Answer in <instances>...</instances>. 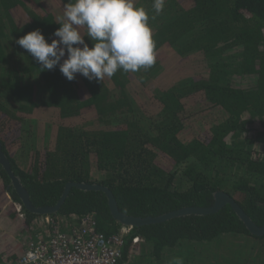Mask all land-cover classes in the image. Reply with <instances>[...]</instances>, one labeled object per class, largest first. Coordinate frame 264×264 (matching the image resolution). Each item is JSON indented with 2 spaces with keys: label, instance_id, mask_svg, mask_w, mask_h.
<instances>
[{
  "label": "trees",
  "instance_id": "trees-1",
  "mask_svg": "<svg viewBox=\"0 0 264 264\" xmlns=\"http://www.w3.org/2000/svg\"><path fill=\"white\" fill-rule=\"evenodd\" d=\"M67 2L0 0V143L33 205H54L67 182L100 183L120 211L146 217L210 206L221 190L262 225L264 0H165L149 15L154 65L102 83L79 73L69 81L59 66L41 71L16 44L37 28L51 42ZM18 149L26 152L22 167ZM87 214L105 235L122 227L103 192L77 187L50 216ZM45 216L24 207L0 164V264L22 254L17 235L39 233L35 219ZM231 233L253 238L236 249L241 264H264V234H252L230 204L132 227L117 264H224L211 253L199 263L202 252L189 247L208 250Z\"/></svg>",
  "mask_w": 264,
  "mask_h": 264
},
{
  "label": "clouds",
  "instance_id": "clouds-1",
  "mask_svg": "<svg viewBox=\"0 0 264 264\" xmlns=\"http://www.w3.org/2000/svg\"><path fill=\"white\" fill-rule=\"evenodd\" d=\"M164 4L165 0H154L157 14ZM58 24L51 42L38 28L16 40L41 71L59 66L69 81L79 73L102 83L117 71H146L156 61L149 16L134 0H68ZM81 28L86 32L82 34ZM175 264H183L182 259L176 258Z\"/></svg>",
  "mask_w": 264,
  "mask_h": 264
},
{
  "label": "built area",
  "instance_id": "built-area-1",
  "mask_svg": "<svg viewBox=\"0 0 264 264\" xmlns=\"http://www.w3.org/2000/svg\"><path fill=\"white\" fill-rule=\"evenodd\" d=\"M16 209L24 216L21 205ZM41 217L42 230L30 231L22 254L8 264H117L122 256L130 227L105 235L96 229L93 215L87 214L74 221L54 220L50 214ZM138 243L137 235L131 238Z\"/></svg>",
  "mask_w": 264,
  "mask_h": 264
},
{
  "label": "water",
  "instance_id": "water-1",
  "mask_svg": "<svg viewBox=\"0 0 264 264\" xmlns=\"http://www.w3.org/2000/svg\"><path fill=\"white\" fill-rule=\"evenodd\" d=\"M0 164L8 174L10 178V183L13 189L16 190L18 196L24 207L28 209L32 213L36 214H52L55 213L61 204L64 202L67 197L69 190L71 187H77L82 190H95L101 191L105 194L107 198V204L109 207V211L114 219L117 222L122 224L125 227H134L140 226L144 224L151 223H160L166 221L168 219L179 217L188 214H196V215H206L210 213H215L219 209H221L225 204H230L238 217L243 221L246 225L247 229L255 235H263L264 234V222L262 225H257L245 212V210L238 204V202L227 192L225 191H216L213 195L214 203L207 207L202 206H184L178 208L176 210H172L167 213L160 214L158 216H146L139 217L126 214L119 210L116 199L112 193V191L105 185L100 183H86V182H67L64 186L63 192L59 198V200L52 206L44 205V206H35L30 200L29 193L26 188L21 183L19 177L13 172L11 169L10 162L2 150V145L0 143Z\"/></svg>",
  "mask_w": 264,
  "mask_h": 264
},
{
  "label": "rangeland",
  "instance_id": "rangeland-1",
  "mask_svg": "<svg viewBox=\"0 0 264 264\" xmlns=\"http://www.w3.org/2000/svg\"><path fill=\"white\" fill-rule=\"evenodd\" d=\"M153 3H154V0H151L148 3V5H147V2H143L142 5H140L139 7H143L149 16L151 13H154ZM149 19L151 20L150 16H149ZM139 74L141 75V72H139ZM14 156H15V159H16V162L18 163V165L20 167H22L23 164H25V162H26V152L23 150H21V152H19V149H18L14 153ZM15 205L19 206L18 204H15ZM40 219L39 218L35 219L37 221L34 223L39 231H41L43 228V224H41ZM41 225H42V227H41ZM31 231L34 232L33 229ZM29 234H30V231L25 232V234L24 233L18 234L16 238H18V240L21 242V244L24 245V242H26L25 241L26 238L30 236ZM248 239L251 241L253 238H250L246 235H237V234L231 233V234H229L228 237H226V236L221 237L219 241L217 240V244L214 243L213 246H209L208 250H206L207 249L206 248L207 245H205L206 243L205 244H194V245H192V247H194V248L189 247V249L197 251V252H202L201 254H199L197 256V261L199 263H201L204 259H205V261L209 259L208 257H205L207 254H209V255L212 254L215 257L214 259L220 263L241 264V263H243L244 260H241V258H239L240 253H236V249L238 247L243 246L246 242H250ZM262 247H263V251H264V245ZM259 248H260V246H259ZM249 253L251 256H254V255H257L258 252L253 247V248L249 249ZM212 261H214V260H212ZM247 264H253V262H247Z\"/></svg>",
  "mask_w": 264,
  "mask_h": 264
}]
</instances>
